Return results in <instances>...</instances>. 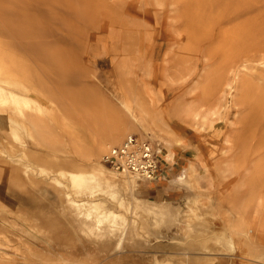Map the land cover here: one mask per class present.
I'll return each instance as SVG.
<instances>
[{
    "label": "rangeland",
    "instance_id": "374dc122",
    "mask_svg": "<svg viewBox=\"0 0 264 264\" xmlns=\"http://www.w3.org/2000/svg\"><path fill=\"white\" fill-rule=\"evenodd\" d=\"M213 1L0 0V75L16 90L0 91V264H264V64L240 63L246 10L217 17ZM116 117L156 143L173 199L136 201L134 175L80 158ZM187 163L197 183L177 178ZM93 166L116 179L92 197L115 224L69 201L83 197L69 174Z\"/></svg>",
    "mask_w": 264,
    "mask_h": 264
},
{
    "label": "bare ground",
    "instance_id": "6f19581e",
    "mask_svg": "<svg viewBox=\"0 0 264 264\" xmlns=\"http://www.w3.org/2000/svg\"><path fill=\"white\" fill-rule=\"evenodd\" d=\"M214 1H213L214 3H212V5H211V8H212V10H214L218 13L217 17L225 18V17H227V13H232L231 10H235V11L239 10L236 6L238 4H240V5H238L239 7H241L240 9L243 8L244 10H246V14L248 13V15L243 20L244 23L236 26V28H238L236 32L233 30V32H235L233 34L234 40L235 41L237 40V42L240 46L238 51L241 53H244L243 54L244 59L242 61H240V63H243V61L244 62L247 61V62L243 63V66H244V64L246 66H248V63L253 62V61L260 62V63L264 64V0H235V1L226 0L225 3L221 2V0H214ZM209 2H211V1H209ZM254 5H256V8L253 7ZM232 6H236V8L234 7L232 9ZM204 9L207 10V8H204ZM255 9L257 12L254 11ZM241 11H243V10H241ZM257 13H259L258 14L259 16L257 15ZM236 16L238 17L239 15L237 14ZM8 23H6L7 27L9 26L10 29H13L12 31H15V29H17L13 26L14 24L11 23V21ZM10 25H12V26H10ZM4 27L5 26H3V28ZM0 30H2V29L0 28ZM3 31L2 32L0 31L2 33L1 35L5 34V33H3ZM9 33H10V31H9ZM17 35H18V33H17ZM17 39L21 41L20 37ZM38 41L41 42L40 40H38ZM8 43H10V42H8ZM41 44L38 43L36 45H38V47L44 46L43 45L44 43L42 45ZM8 57H9V55L6 52L0 50V61H4V60L7 61ZM234 68L235 67L231 66L230 77L227 80V85L231 84V81L233 80V76L238 73L237 69H234ZM8 71H9V69L6 68L5 72H8ZM3 78H4V76H3V74H1L0 75V91L3 90V91H6L10 95H16L15 89L12 90L9 87L7 89V85H4V86L2 85V83L4 81ZM193 106H194L193 103L187 104L186 107H184L185 110L183 112L189 113L191 108H193ZM124 107L129 111H133L128 106L127 103L124 104ZM1 108H3V107H1ZM1 111L3 112V110H1ZM9 113H6V116ZM0 114H2V113H0ZM10 115H11V113H10ZM136 116L140 120L144 119V121H147L150 125H155L157 127L159 126V118H157L155 116V114H153V112H150L148 110L140 108L138 111V115H136ZM20 117H21V115H20ZM24 118H25V122L35 123V124L39 120L38 115H36V114L34 115L33 112L28 113L26 116H24ZM128 123H131V121H129ZM127 124L123 122L122 118L116 117L114 120L112 119L111 122L108 124L109 125V127L107 126V128H109L108 130H106L104 128L106 130V133L105 132L103 133V132L98 131V130L93 131L92 134L89 132V134H90L89 136H91L90 137L91 138V144L89 143L90 145L88 147H86V148L84 147L85 149L77 150V151H80V155H79L80 158L81 159L84 158V160H85V157H86V159L87 158L90 159V157L94 154H97L100 152L104 153L105 151H107L108 148L110 147V145L115 143V141H117L121 136H123L126 133H127L126 135L129 134L128 132L130 130H129V127L126 126ZM73 143H74V146L76 147L77 145H79L82 142H80L79 144H75L76 143V140H75V142H73ZM80 147H81V144H80ZM77 148H79V147L77 146ZM162 156H164L165 159H168L169 153L162 151ZM102 165H104V164H102ZM4 166H7V165H4ZM94 166L89 172L88 171H87V173L85 172V174H82V173H70L69 174L70 176H69V185L68 186H70V188L72 189L71 191H74V193L77 195H81V196L83 195V197H80V198L79 197L78 198L69 197V201L75 207V209H79L80 213L82 212L85 215L93 217L95 219V223H99V222L108 220L109 224L110 223L115 224L118 220L117 217H119L120 214H118L117 212H115L109 208H105L104 202L102 200H96L92 197L95 195V192H97L98 190L99 191L103 190L104 185L116 184L115 183L116 179L113 178L115 181L108 179V180H110V181H108L106 179L107 177L104 176L102 171L99 168H96ZM104 167L106 169L112 171V172L114 171L115 175H117V176L123 175L124 172L127 173L126 171L114 170L111 167L106 166V165H104ZM2 170H4V169H2ZM193 170H194L193 165L191 163H187L185 168H184L183 173L181 175H179L177 178H179V181L188 180V182H191V179H192L194 183H197V180L195 179V175H194ZM0 172H2V171L0 170ZM16 175H17V173L15 174V177H16ZM130 175H133V174H130ZM15 177L13 178V180L15 179ZM30 180L34 181L33 183L29 181L30 184L32 183V186L34 183L38 184L40 182L38 179L36 180V178L30 179ZM14 183H15V181H14ZM123 183L128 188L131 189L137 183V180H136V177L133 176V179H131V181L130 182L128 181L127 183L123 179ZM69 194H71V193L70 192L67 193V195H69ZM135 199H136V201H144L143 199L138 198V197H135Z\"/></svg>",
    "mask_w": 264,
    "mask_h": 264
},
{
    "label": "built area",
    "instance_id": "2783aa9c",
    "mask_svg": "<svg viewBox=\"0 0 264 264\" xmlns=\"http://www.w3.org/2000/svg\"><path fill=\"white\" fill-rule=\"evenodd\" d=\"M100 161L114 170L133 174L138 181L154 180L162 173L159 149L148 135H126L120 142L111 144Z\"/></svg>",
    "mask_w": 264,
    "mask_h": 264
},
{
    "label": "crops",
    "instance_id": "0c3cea01",
    "mask_svg": "<svg viewBox=\"0 0 264 264\" xmlns=\"http://www.w3.org/2000/svg\"><path fill=\"white\" fill-rule=\"evenodd\" d=\"M176 180H172L168 175L161 173L160 177L150 181H138L134 188V195L141 199L153 201H165L176 196L174 190Z\"/></svg>",
    "mask_w": 264,
    "mask_h": 264
}]
</instances>
